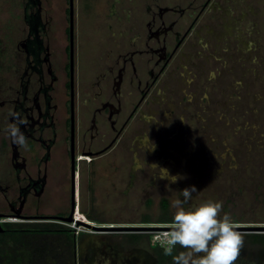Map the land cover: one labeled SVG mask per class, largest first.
I'll use <instances>...</instances> for the list:
<instances>
[{
	"label": "rangeland",
	"instance_id": "374dc122",
	"mask_svg": "<svg viewBox=\"0 0 264 264\" xmlns=\"http://www.w3.org/2000/svg\"><path fill=\"white\" fill-rule=\"evenodd\" d=\"M2 2L0 43L9 46L22 13L14 7L18 0H7L12 8ZM49 4L52 21L64 28L67 0ZM131 5L139 0H75V35L83 53L108 36L107 24L125 20ZM219 6L212 17L208 13L211 32L202 41L211 45L183 75L156 85L128 126L126 146L114 148L91 183L95 204L83 200L82 207L95 217L88 221L96 225L163 227L137 231L76 225L77 236L94 231V243L87 247L85 235L76 250L72 234L39 232L44 256L38 264H164L145 237L139 240V232L150 233L152 244L167 222L142 218L158 216L163 197L174 212L171 200L192 184L198 188L192 202L219 200L223 211L239 219L237 225H264V0H228ZM169 173L182 178L175 183L160 178ZM14 234L7 235L8 246L24 250L31 232H23L20 243ZM262 247L244 239L233 264H264Z\"/></svg>",
	"mask_w": 264,
	"mask_h": 264
},
{
	"label": "flooded vegetation",
	"instance_id": "af4514ba",
	"mask_svg": "<svg viewBox=\"0 0 264 264\" xmlns=\"http://www.w3.org/2000/svg\"><path fill=\"white\" fill-rule=\"evenodd\" d=\"M47 1L18 0L21 26L9 46L0 43V233L39 223L44 234H72L76 250L85 235L87 247L94 243V231L77 236L75 228L95 220L82 204L96 202L91 183L101 165L126 146L128 126L156 85L183 75L211 45L202 43L208 13L228 0H139L125 20L105 26L108 36L89 54L76 41L70 0L64 28ZM11 123L26 147L8 134Z\"/></svg>",
	"mask_w": 264,
	"mask_h": 264
},
{
	"label": "clouds",
	"instance_id": "9594fccd",
	"mask_svg": "<svg viewBox=\"0 0 264 264\" xmlns=\"http://www.w3.org/2000/svg\"><path fill=\"white\" fill-rule=\"evenodd\" d=\"M23 123V121H20ZM12 140L27 146V138L17 123L7 126ZM175 183L179 174L162 176ZM195 184L185 186L180 195L171 200L175 210L167 222V229L156 239L173 264H233L243 244V234L229 212L223 211V202L205 199L192 202ZM179 245L181 250H176Z\"/></svg>",
	"mask_w": 264,
	"mask_h": 264
},
{
	"label": "trees",
	"instance_id": "16d2710c",
	"mask_svg": "<svg viewBox=\"0 0 264 264\" xmlns=\"http://www.w3.org/2000/svg\"><path fill=\"white\" fill-rule=\"evenodd\" d=\"M161 212L153 218L150 215H144L142 218V221L144 222H150V221H156V222H168L172 218L173 212L169 209V201L167 198L163 197L161 199ZM235 221H239L238 218L235 219ZM27 227V228H26ZM39 223H17V224H10L8 225V228H15L19 229V232H13L15 236H17L16 240L18 243L23 242V239L21 235L24 233L31 232L30 238L26 239L25 242L27 245H25V249L22 250L20 248H14V245L11 244L8 246V241L6 239L7 235L13 237L12 232H8L5 230V232L0 233V264H38L41 262V259L44 256L43 253V240L40 235L36 236L35 234H40L39 232L45 231ZM26 228V230H21ZM245 241L247 244L252 245L253 247H257V249L263 248L264 245V233L261 232H248L246 234H243ZM143 237L146 238L147 243L151 248L156 252L157 259L159 262L164 264H171L173 263L172 257L170 255H165L163 248L160 246V244H151V234L150 233H143L139 232V240ZM16 245V244H15ZM259 247V248H258ZM176 250H181L180 246H176Z\"/></svg>",
	"mask_w": 264,
	"mask_h": 264
},
{
	"label": "water",
	"instance_id": "95a60500",
	"mask_svg": "<svg viewBox=\"0 0 264 264\" xmlns=\"http://www.w3.org/2000/svg\"><path fill=\"white\" fill-rule=\"evenodd\" d=\"M69 13H70V21L72 23L74 19V0H70ZM67 219L71 220L70 217ZM83 223L95 229L118 228V229H124V230H137V231L139 230L140 231L143 229L163 227V226H139V225H122L119 227H115V226L96 225V224H92L89 222H83ZM237 227H238V230L264 231V225H237ZM2 230H3V227L1 226V223H0V231Z\"/></svg>",
	"mask_w": 264,
	"mask_h": 264
},
{
	"label": "built area",
	"instance_id": "2783aa9c",
	"mask_svg": "<svg viewBox=\"0 0 264 264\" xmlns=\"http://www.w3.org/2000/svg\"><path fill=\"white\" fill-rule=\"evenodd\" d=\"M68 224L74 226V222H72V223L69 222ZM158 243H159L158 240L155 239V241L152 244L155 245V244H158Z\"/></svg>",
	"mask_w": 264,
	"mask_h": 264
}]
</instances>
